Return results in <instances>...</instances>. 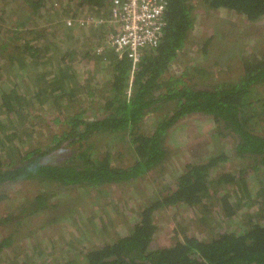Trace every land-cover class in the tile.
<instances>
[{"label": "trees", "instance_id": "trees-1", "mask_svg": "<svg viewBox=\"0 0 264 264\" xmlns=\"http://www.w3.org/2000/svg\"><path fill=\"white\" fill-rule=\"evenodd\" d=\"M15 1L0 0V202L7 198L5 188L16 183L67 194L101 188V195L113 185H139L135 192L142 202L126 233L117 227V236L97 245L82 247L85 232L77 231L53 234L48 241L42 231L19 241L23 221L72 200L54 204L41 189L18 211L0 216V257L6 264H264V99L262 105L254 101L256 90L264 88V52L260 58L246 54L221 30L223 50L211 53L208 41L204 56L189 60L201 0H168L162 39L137 64L108 47L112 26L87 22L89 16L107 18L109 0H23L20 6L31 10L29 27L14 22L19 14L8 5ZM203 4L210 13L238 16L244 22L232 23L237 31L264 19V0ZM228 51L234 60L226 71L221 60ZM239 59L244 70L232 76ZM89 96L98 110H78ZM44 104L56 110L58 129L49 125L41 140L32 136L28 118ZM198 114L212 118L214 134L234 144L203 158L195 154L169 174L168 137L183 119ZM102 137L107 144L97 143ZM123 143L125 148L118 146ZM127 154L130 161H124ZM231 158L253 161L258 173L252 178L244 169L219 172ZM143 184L152 188L146 200ZM175 208L199 212L198 222L225 224L211 228L208 239L185 232L168 245L156 244L160 215ZM234 221L240 226L233 229ZM13 224L16 231L9 233Z\"/></svg>", "mask_w": 264, "mask_h": 264}, {"label": "rangeland", "instance_id": "rangeland-1", "mask_svg": "<svg viewBox=\"0 0 264 264\" xmlns=\"http://www.w3.org/2000/svg\"><path fill=\"white\" fill-rule=\"evenodd\" d=\"M22 3L23 0H16L13 5H8L11 6V8L13 7V11H17L19 14V17H16L14 22L16 24L25 23L28 27L32 26L28 14V10L30 9L21 7ZM15 4L16 6H14ZM8 6L6 7L9 12H11V8ZM195 12V30L190 37L192 40L187 46L189 49V60H193L194 63H196V59H201V56H204L201 50L204 51L203 46H205L208 41L211 44L208 48L211 53L217 54L218 49L223 50V41L225 39L222 37L223 32H221V30H228V37L233 40L232 45H236L237 48H240L241 50L246 49V54L253 51L257 54L258 58L263 55L264 19L256 23L255 28H250L248 25L244 26L242 30L238 29L237 31V28L232 23H242L244 21L238 16L233 15L231 12L216 11L210 13L206 10L203 0L196 4ZM7 27L9 28L11 26L7 25ZM239 33H241V37L244 41L239 40L237 36ZM239 41H241V43H238ZM229 53L230 51H228L225 56L223 54V59L221 60L223 62L222 65H224V67L222 66L223 70L226 71L227 66H229L234 60V56H231L232 53ZM183 64H185V62ZM243 66L242 59L237 60L236 65L232 68V70H234L232 76L235 74H242L244 70ZM179 70H182V68ZM238 75H236V77ZM106 80L102 81L99 85H103ZM96 84L97 82L95 83V81L91 83L92 89L93 87H96ZM263 89L264 88H258L256 90L257 92L254 96L256 105H262L263 103ZM92 98L93 97L89 96L82 99L78 104L80 106L78 110L87 109L89 112H95V109L98 110L99 105L93 103ZM55 112L56 110H53L48 104L40 105L35 111H33L35 118L32 116H29L28 118L30 119L28 125L33 122V137L41 138V140L44 136L47 137L48 133H50L47 131L49 130L48 128H50L49 125H52V129H58V125L53 123L55 120ZM153 120V118H149L147 123L149 125L153 124ZM179 125L180 126H178L175 132L168 137L167 141L170 150V161L168 164L170 167L169 174L173 175L177 173L178 170L183 169L182 165L193 161L195 154L203 158L210 154H214L215 152H219L220 150L228 151L234 144L232 138L224 136L217 137V133L214 134L217 128L216 124L212 118L206 115L198 114L190 116L183 119ZM42 134L45 135L42 136ZM104 138L105 137H102L99 140H96L97 143L99 145L107 144ZM118 143L121 142L118 141ZM118 146L125 148L124 143L123 145ZM130 160V155L127 154L124 161ZM241 162L242 160L239 158L228 159L227 162L221 163L219 172L234 173L236 170L240 171L241 169H244L246 170L248 177L252 178L254 177V173H258V170L255 169V165L252 163L253 161L247 160L246 162ZM243 173H245V171ZM135 186L128 187L113 185L108 194L101 195L99 193L101 188H89L82 190L81 192L67 194L65 190L47 188L36 183L11 184L5 188L7 198L0 202V216L5 215L9 211H18V209H21L20 206L22 203L31 198L33 199L34 195L39 193L42 189V191L45 190L48 192L47 194L49 196H53L52 203L54 204H58V202H56L58 200L62 201L70 198L72 200L66 204H62L61 207L55 206L52 210H47V212L33 217L30 221H23L27 223H24L22 227H19L16 234L17 239L19 241L24 239L27 240L33 234L45 231L46 235L44 239H46L45 241H48L53 234L65 233V235H71V232L77 231V233L85 232L83 240L80 243L82 247L91 244L97 245L98 242L109 239L110 235L117 236V227L119 234L126 233L128 231L127 224L138 216L139 213L136 212V206L140 205L139 202H142L140 199L142 197H140L141 195L139 193L135 192L137 188ZM142 187H144L143 189L146 192V195L143 197L146 200L148 195H152V188L145 184H143ZM16 207L18 208L16 209ZM196 214H199V212H194V209L187 208H175L164 211L159 217L160 232L157 235L156 244L168 245L177 238V235H182L185 232L186 234L194 235L202 239H208L210 237L211 228H215L220 223L222 225L225 224L222 220L219 221L215 219L208 220L207 224L198 222ZM236 224V221H234V223L232 222L231 226L233 229L236 226H240ZM106 226L107 228L105 230ZM14 228L15 224L9 227V233H15L16 229ZM62 255L67 256V253ZM6 262L8 261H4L2 257H0V264H6ZM31 264L34 263L32 262Z\"/></svg>", "mask_w": 264, "mask_h": 264}, {"label": "built area", "instance_id": "built-area-1", "mask_svg": "<svg viewBox=\"0 0 264 264\" xmlns=\"http://www.w3.org/2000/svg\"><path fill=\"white\" fill-rule=\"evenodd\" d=\"M107 18L89 16L87 22L108 23L112 32L108 36V47L119 57L140 62L144 50L158 46L165 27L168 0H109ZM83 20V21H86ZM68 24L74 21L68 19ZM101 50V49H100Z\"/></svg>", "mask_w": 264, "mask_h": 264}]
</instances>
